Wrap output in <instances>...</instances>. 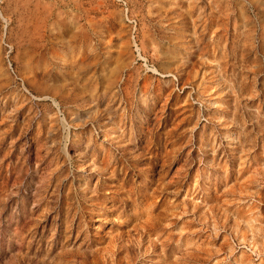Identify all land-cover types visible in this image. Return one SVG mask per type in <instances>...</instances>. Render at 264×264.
Listing matches in <instances>:
<instances>
[{"label": "rangeland", "instance_id": "374dc122", "mask_svg": "<svg viewBox=\"0 0 264 264\" xmlns=\"http://www.w3.org/2000/svg\"><path fill=\"white\" fill-rule=\"evenodd\" d=\"M0 264H264V0H0Z\"/></svg>", "mask_w": 264, "mask_h": 264}]
</instances>
